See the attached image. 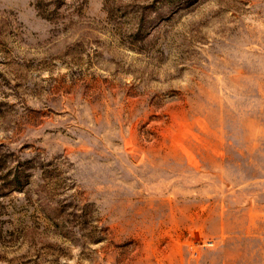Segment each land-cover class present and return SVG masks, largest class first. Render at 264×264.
Returning <instances> with one entry per match:
<instances>
[{"label":"rangeland","instance_id":"obj_1","mask_svg":"<svg viewBox=\"0 0 264 264\" xmlns=\"http://www.w3.org/2000/svg\"><path fill=\"white\" fill-rule=\"evenodd\" d=\"M0 264H264V0H0Z\"/></svg>","mask_w":264,"mask_h":264}]
</instances>
